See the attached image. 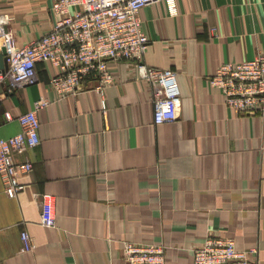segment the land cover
I'll list each match as a JSON object with an SVG mask.
<instances>
[{"label": "crops", "instance_id": "obj_1", "mask_svg": "<svg viewBox=\"0 0 264 264\" xmlns=\"http://www.w3.org/2000/svg\"><path fill=\"white\" fill-rule=\"evenodd\" d=\"M53 1L0 0L19 48L50 30ZM177 4L176 18L162 2L140 11L151 41L145 64L178 75L182 105L172 124H154L152 87L131 63L113 68L104 97L87 82L57 98L44 63L36 84L3 87L1 138L20 132L18 116L39 99L51 104L37 112L40 146L14 154L33 165L20 176L24 190L10 199L0 179V264H126L124 241L164 245V264H192L193 250L217 234L239 251L256 249L264 264V117L227 108L208 83L224 62L264 54V0ZM43 196L54 228L40 224ZM22 232L32 252H23Z\"/></svg>", "mask_w": 264, "mask_h": 264}, {"label": "built area", "instance_id": "obj_2", "mask_svg": "<svg viewBox=\"0 0 264 264\" xmlns=\"http://www.w3.org/2000/svg\"><path fill=\"white\" fill-rule=\"evenodd\" d=\"M162 2L170 18L179 15L177 0H54L50 30L19 48L11 28L14 18L0 13V49L4 48L8 70L0 82L8 80V93L34 85L38 81L37 65L53 69L49 85L57 98L73 97L86 90V83L102 97L115 82L113 68L121 63L134 64L138 80L152 87L153 122L172 124L182 105L178 75L170 69L145 64L151 43L140 17L146 6ZM221 92L224 105L240 114L264 117V54L243 62H224L208 79ZM4 94H0V106ZM51 102L41 98L32 110L18 116V134L0 137V179L5 195L15 199L25 188L20 176L29 173V160L17 163L14 154L35 150L41 144L38 110ZM103 110L106 109L102 100ZM8 120L13 117L8 113ZM48 196H43L40 224L56 226ZM23 252H32L33 238L21 233ZM166 247L124 241L121 257L126 264H164ZM257 250L239 251L233 238L210 235L193 250L192 264H256Z\"/></svg>", "mask_w": 264, "mask_h": 264}, {"label": "water", "instance_id": "obj_3", "mask_svg": "<svg viewBox=\"0 0 264 264\" xmlns=\"http://www.w3.org/2000/svg\"><path fill=\"white\" fill-rule=\"evenodd\" d=\"M8 70V63L6 58V52L4 48L0 49V75L4 76L6 71ZM8 80H4V82H0V94L2 93V89L5 86H8Z\"/></svg>", "mask_w": 264, "mask_h": 264}]
</instances>
